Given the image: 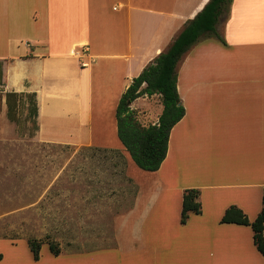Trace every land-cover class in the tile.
Segmentation results:
<instances>
[{"label": "crops", "instance_id": "0c3cea01", "mask_svg": "<svg viewBox=\"0 0 264 264\" xmlns=\"http://www.w3.org/2000/svg\"><path fill=\"white\" fill-rule=\"evenodd\" d=\"M208 1L0 0V228L31 229L34 220L43 224L46 201L64 205L68 199L65 210L52 213L67 224L60 229L85 233L45 240L81 241L87 248L66 251L56 243L60 253L48 250V264H187L179 258L181 241L160 239L154 232L162 226L155 209L178 176L171 155L176 148L181 159L193 161L185 170L192 167L203 175L200 186H194L199 199L213 190L206 199L212 197L215 215L197 222L195 237L207 247L205 253L210 251L197 264H264L249 227L220 224L230 206L250 221L261 209L264 0H231L216 26L223 43L199 41L178 64L176 88L184 116L172 128L156 172L138 169L117 138L115 109L121 95ZM205 58L211 77H200ZM5 93L35 94L37 129L31 136L32 124L23 121L26 110L19 125L7 120ZM136 105L142 124L157 122L158 95L138 98L131 109ZM24 137L30 140H16ZM30 143L59 152L31 161ZM30 182L40 187L33 201ZM103 196L107 202L94 211L91 199ZM202 214L201 207L195 216ZM92 230L101 232L93 235ZM93 241L108 243L95 248ZM11 254L10 264L32 259L28 248Z\"/></svg>", "mask_w": 264, "mask_h": 264}, {"label": "trees", "instance_id": "16d2710c", "mask_svg": "<svg viewBox=\"0 0 264 264\" xmlns=\"http://www.w3.org/2000/svg\"><path fill=\"white\" fill-rule=\"evenodd\" d=\"M231 0H209L191 20L183 25L181 31L167 49L149 62L140 74L133 78L121 95L116 109L117 138L132 163L144 172H156L164 161L172 128L183 118L184 108L177 93V66L186 53L203 39L223 40L216 33V26ZM2 63L0 62V85L2 84ZM158 95L162 106L161 114L155 124H142L131 105L138 98ZM2 94L0 93V108ZM6 118L19 125L21 111L26 110L24 122L32 124L29 135L37 129L35 118L37 105L35 94L5 93ZM199 191L187 189L182 193L180 220L185 223L190 214H201ZM220 224H234L249 227L256 251L264 258V186L262 188L261 209L253 221L237 207H228L220 219ZM43 244L53 256L60 248L51 241L27 239L32 258L37 261Z\"/></svg>", "mask_w": 264, "mask_h": 264}, {"label": "rangeland", "instance_id": "374dc122", "mask_svg": "<svg viewBox=\"0 0 264 264\" xmlns=\"http://www.w3.org/2000/svg\"><path fill=\"white\" fill-rule=\"evenodd\" d=\"M208 39L200 40L206 41ZM211 60V59H210ZM208 61L205 58L200 63V77H211V68L208 67ZM136 109L132 108L136 111L137 118L140 122L141 120V114L138 113L139 108H137V105L135 106ZM147 124V123H146ZM29 128V127H28ZM24 132L27 133V127L24 126ZM15 140V139H14ZM17 141H23L27 142V137L24 138H16ZM27 152L28 156L30 157L29 160L35 161L38 155L41 153H51L50 156L53 153L59 152L57 149H38L37 146H28ZM24 149L23 151H26ZM171 150L173 151V140L171 142ZM39 152V153H38ZM61 152H64L61 150ZM172 159L177 164V179L170 185V189H168V194H166L162 199H160L158 206L155 209V217L157 218L156 221L159 225L154 232L160 233V239H163L165 237H172L176 238L175 241H181L179 244H182V246H179V248L183 249L182 253L180 254L179 258L184 260L187 264H197V259L200 258V261L202 257L208 255L210 250H207V253H205L206 246L198 245V241H195V237L197 235V222L200 221H208L214 217V213L216 209L212 205V197H209L206 199V196L211 195L213 190L204 191V194L206 195L201 198L200 204L203 210L202 216H195L194 214H190L185 221V226H181V220H180V210H181V196L183 191L187 189H197L200 191L199 188L194 186H200V177L203 175H199L196 171H193L192 167H188L186 170L187 164L192 163L193 161L190 159H181L179 157L178 150L175 148L173 151ZM186 165V166H185ZM184 168L181 171V168ZM209 173V172H207ZM211 175V173H209ZM179 187V189H177ZM40 189V187H37L36 182H30L29 184V191H30V200H35L32 195H35V193ZM143 189H148L146 185L143 187ZM211 189V188H207ZM107 197H94L93 199V208L94 211L99 210L97 209L100 205V202H103L105 204L107 202ZM111 201V199H108ZM214 202V198H213ZM216 204V203H215ZM68 205V199H65V204L62 205V203L59 205L58 203L55 205L53 198L46 201L44 205V215H45V222L43 224H37V221L34 220V223L31 224L32 228H20V225L18 224L19 228L17 229H5L0 228V264H10V262H13L14 260L11 259V253H19L20 251L28 248L27 246V239H41L42 241H46L45 238L49 237L51 240H60V238H67L69 236L71 237H79L82 236L85 231L84 230H68L65 228L60 229V226H63L64 224L58 222L56 219H59V216L56 214L53 215L52 212H59L65 210ZM109 207H111V204L109 203ZM114 209H116V206H113ZM153 212V211H152ZM56 220V221H55ZM176 222V226H171L169 223ZM4 224L1 223L0 226H3ZM10 225V224H9ZM13 226L17 225L15 223L12 224ZM65 224L64 226H66ZM39 226V227H38ZM43 227V229H41ZM90 234L98 235L101 231L92 230L88 231ZM108 233L109 231H104ZM9 241H15L16 245L11 246V242ZM53 243H62L61 247L63 250H77V249H84L87 248L86 246L82 245L83 242L81 241H75L71 245H66L65 243L69 241H51ZM95 245V248L102 247L104 245H107V241H93ZM81 244V245H80ZM200 247V249H198ZM210 246H208L209 249ZM94 248V247H93ZM211 249V248H210ZM48 255V245L43 244L39 251V257L40 261L38 263H35L36 261L32 258L29 260V264H48L46 262V258L44 257ZM31 257V256H30ZM17 264H21L19 262H16Z\"/></svg>", "mask_w": 264, "mask_h": 264}]
</instances>
